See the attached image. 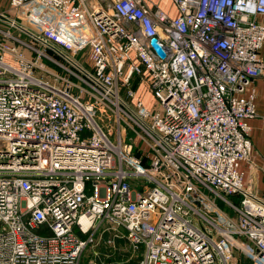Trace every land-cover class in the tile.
Wrapping results in <instances>:
<instances>
[{
    "label": "built area",
    "instance_id": "1",
    "mask_svg": "<svg viewBox=\"0 0 264 264\" xmlns=\"http://www.w3.org/2000/svg\"><path fill=\"white\" fill-rule=\"evenodd\" d=\"M172 2L0 10V264H264V0Z\"/></svg>",
    "mask_w": 264,
    "mask_h": 264
},
{
    "label": "crops",
    "instance_id": "2",
    "mask_svg": "<svg viewBox=\"0 0 264 264\" xmlns=\"http://www.w3.org/2000/svg\"><path fill=\"white\" fill-rule=\"evenodd\" d=\"M9 0H0V10H6ZM145 3L154 8L155 5L162 8L170 16L177 15V9L172 0H145ZM262 19V18H261ZM259 55L264 59V42L260 48ZM256 91L255 108L257 116L249 120L250 137L253 150L248 161L241 164L245 172V181L257 191L264 190V75L254 82ZM108 247L103 246L102 251Z\"/></svg>",
    "mask_w": 264,
    "mask_h": 264
},
{
    "label": "rangeland",
    "instance_id": "3",
    "mask_svg": "<svg viewBox=\"0 0 264 264\" xmlns=\"http://www.w3.org/2000/svg\"><path fill=\"white\" fill-rule=\"evenodd\" d=\"M0 26L2 27L1 24H0ZM229 198L232 199V197H229ZM218 203L221 207H223V208L225 207L223 203H221V202H218ZM114 244H115L114 246H109V248L111 249L109 251L110 252L114 251V258H116V256H117V260H116L117 264H127L131 260H133L137 257L136 255H133L130 257V254L128 252V247H127V244L125 242L115 240ZM96 250L102 251L101 247H98V246H97ZM86 254H87V252H83L81 259H80V264H87ZM101 258L106 259L108 257L107 256H101Z\"/></svg>",
    "mask_w": 264,
    "mask_h": 264
},
{
    "label": "trees",
    "instance_id": "4",
    "mask_svg": "<svg viewBox=\"0 0 264 264\" xmlns=\"http://www.w3.org/2000/svg\"><path fill=\"white\" fill-rule=\"evenodd\" d=\"M101 249H103V246L101 247ZM104 263L103 264H117L116 260H117V256L116 258H114V252L108 256V258H104ZM137 263V258L131 260L129 263L127 264H136ZM239 264H252V262L248 259L242 258L240 257L239 259Z\"/></svg>",
    "mask_w": 264,
    "mask_h": 264
},
{
    "label": "water",
    "instance_id": "5",
    "mask_svg": "<svg viewBox=\"0 0 264 264\" xmlns=\"http://www.w3.org/2000/svg\"><path fill=\"white\" fill-rule=\"evenodd\" d=\"M155 41H156V39H152V44H153L154 47L157 48V46H156V42H155Z\"/></svg>",
    "mask_w": 264,
    "mask_h": 264
}]
</instances>
